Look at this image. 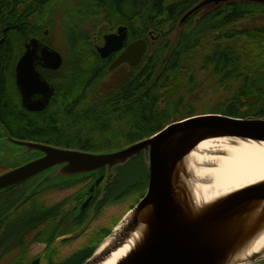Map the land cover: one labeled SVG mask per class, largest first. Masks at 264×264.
<instances>
[{
	"label": "flooded vegetation",
	"instance_id": "obj_1",
	"mask_svg": "<svg viewBox=\"0 0 264 264\" xmlns=\"http://www.w3.org/2000/svg\"><path fill=\"white\" fill-rule=\"evenodd\" d=\"M30 2L33 7L28 6ZM3 4L4 11L0 13V175L42 157L40 153L27 152L10 139L89 153L113 152L59 146L47 133L61 129L66 124L63 117L88 111L94 98L91 91L103 90L109 84L103 78L105 72L114 74L121 68L127 73L142 66L149 47L160 40L163 32L153 28L139 30L138 14L107 12L104 0H3ZM196 5L182 15L179 27L190 19L181 24V19ZM216 6L210 4L202 9L211 10ZM200 16L195 21H202ZM120 28L126 29L123 47L102 58L99 49ZM138 40L147 43L140 65L132 67L125 62L110 71L117 58ZM45 47L59 55L60 67H50L55 64L43 52ZM27 54L28 65L32 63L45 84L34 77L18 83L16 68ZM91 67L105 68L92 85L88 76ZM120 79L123 78L108 86ZM126 143L118 144V150L131 145ZM12 147L19 149L16 155L10 154ZM20 156L28 158L12 165L6 161ZM133 160L141 165L142 172L135 183L123 187L121 175ZM133 160L111 173L104 168L76 176H61L58 174L61 166H56L0 191V264L2 261L83 264L124 217L108 228L94 230L115 197L138 187L140 196L136 204L147 192L145 166L140 159ZM92 215L91 224L77 236Z\"/></svg>",
	"mask_w": 264,
	"mask_h": 264
},
{
	"label": "water",
	"instance_id": "obj_2",
	"mask_svg": "<svg viewBox=\"0 0 264 264\" xmlns=\"http://www.w3.org/2000/svg\"><path fill=\"white\" fill-rule=\"evenodd\" d=\"M248 1L264 5V0H203L181 19L184 23L207 5ZM125 28L106 38L99 49L102 58L119 51L125 42ZM147 43L138 40L110 66L113 71L123 63L137 67ZM30 51V50H29ZM54 60L52 69L61 65L59 55L45 47ZM28 54L16 68L18 83L43 78L28 65ZM26 61V62H25ZM46 105V104H45ZM237 139L264 143V117L234 118L223 114L195 115L166 126L155 135L113 152L89 153L60 149L10 139L27 152L41 158L0 175V191L17 186L56 166L61 176H76L108 168L111 173L133 159H140L148 177L147 192L128 211L119 224L83 264H101L138 233L130 251L117 264H239L241 255L264 232V182L232 192L197 206L190 188L188 157L203 142L212 139ZM86 222L82 234L91 224ZM111 243L103 248L105 242ZM264 256L260 252L246 262Z\"/></svg>",
	"mask_w": 264,
	"mask_h": 264
},
{
	"label": "trees",
	"instance_id": "obj_3",
	"mask_svg": "<svg viewBox=\"0 0 264 264\" xmlns=\"http://www.w3.org/2000/svg\"><path fill=\"white\" fill-rule=\"evenodd\" d=\"M199 1L104 0L103 7L110 13H136L141 22L147 20L152 24H145V31L153 28L163 32V24L171 23V29L178 26L182 15ZM28 6L34 4L30 2ZM4 7L0 0V13ZM197 16L202 21H195ZM245 22L249 27L240 29ZM138 26L142 28L141 24ZM178 28L176 40L167 41L142 66L125 73L112 86L91 91L94 98L88 111L72 115V128L50 132L48 128L47 136L59 146L81 142V149L90 152L114 151L120 148V143L132 144L151 137L168 126L170 118L181 114L183 104L174 101L175 95L181 90L189 92L201 69L218 76L217 82L226 89L232 88L231 83L238 84L230 101L214 114L264 117V5L248 1L221 3L211 10L196 12ZM104 70V67L89 70L91 85ZM192 113L186 111L175 122L195 116ZM85 127L90 130H83ZM92 133L99 139H90ZM81 134L86 141L73 143ZM58 135L69 140L61 142Z\"/></svg>",
	"mask_w": 264,
	"mask_h": 264
},
{
	"label": "bare ground",
	"instance_id": "obj_4",
	"mask_svg": "<svg viewBox=\"0 0 264 264\" xmlns=\"http://www.w3.org/2000/svg\"><path fill=\"white\" fill-rule=\"evenodd\" d=\"M188 166L192 175L190 188L196 205L208 204L264 182V143L227 138L208 140L191 153ZM138 236V233L132 235L124 246L101 264H117L130 251ZM110 243L111 239H108L103 248ZM260 252H264V232L241 255L239 264H246L250 256Z\"/></svg>",
	"mask_w": 264,
	"mask_h": 264
},
{
	"label": "rangeland",
	"instance_id": "obj_5",
	"mask_svg": "<svg viewBox=\"0 0 264 264\" xmlns=\"http://www.w3.org/2000/svg\"><path fill=\"white\" fill-rule=\"evenodd\" d=\"M142 21L144 23L138 20V24H141L142 28L144 27L145 24L152 25L149 23L150 21L149 22L147 20H142ZM163 25L164 27L162 30L164 31L162 34L165 35L164 38L162 37V39H160L157 43H154L149 47V50L146 53L144 62L148 61V57L154 51L161 50L162 47H165L167 41L174 42L176 38L178 37V34L180 31L177 25L173 29L170 28L172 27L171 23H165ZM245 27H249L247 22L239 26L240 29L245 28ZM137 28L139 30H143L145 27L142 29L139 26H137ZM159 28L161 29V27ZM90 66L92 65L90 64ZM90 69H94V68L91 67ZM125 73H126V70L120 68L114 74H109L105 72V74H103V78L105 77L104 80L107 84L108 83L112 84L114 82H117L119 78L123 77ZM210 74L211 72L207 70H202V69L198 70L196 73L195 82L189 87L190 88L189 92H184L185 90H181L178 94L175 95V98L173 97L175 102L180 101L183 104L180 115L185 114L186 111L193 112L192 113L193 115L214 114L215 110L223 109L226 103L230 101L232 94H234V92L237 89L238 84L231 83L233 84L232 86H230L232 88L226 89L224 85H221L217 82L218 76L216 75L214 76ZM178 116H174L170 118L169 123L170 124L174 123L177 120ZM62 119L66 122V124L61 126V130L65 129V131H67L66 129H69L71 127V121L73 120V116H70V118L68 119L63 117ZM82 129L87 130L88 132L90 130V127H85ZM124 131L126 132L127 130L124 129ZM66 133H69V132H66ZM91 135H92V138L90 139H99V136L96 133H92ZM58 138L61 139L60 140L61 142H64L62 140H69V138L62 137L60 135H58ZM75 138L77 139V141H73V143H76L83 139L86 141L84 134H81V136L78 135V137H75ZM78 143L80 145L79 144H74V145L81 146V142H78ZM18 150L19 149L16 150L15 148H13L11 149L10 154L13 153L16 155L18 153L16 151ZM26 156L25 157L20 156V158L17 157L14 159L10 158L6 161L8 162V164H11V165L14 163H22L25 161V159L28 158ZM140 167L141 165L137 162V160H133V162L129 165V168L126 169L124 173L121 175L120 181L124 184L123 187H129L133 183H135L137 179H139L140 177L139 174L140 172H142V169H140ZM138 192H140L138 187H132V189L129 190V192L127 191L126 193L118 194V196L115 197L116 199L114 200L113 205L109 206L106 209L105 213L103 214L102 218L96 222V225H95L96 228L94 230H101V228H108L114 225L120 218H122V216H125L128 213V211L131 209V207H133L137 199L139 198L138 196L140 195L138 194ZM42 201L44 202L45 200L43 199ZM9 262L11 261H2V264H7ZM44 264H50V262H44ZM246 264H264V258L261 257V258H258L256 261H250V262H247Z\"/></svg>",
	"mask_w": 264,
	"mask_h": 264
}]
</instances>
